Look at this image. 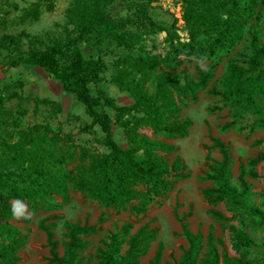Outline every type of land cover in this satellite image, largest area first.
I'll return each mask as SVG.
<instances>
[{
	"label": "rangeland",
	"instance_id": "1",
	"mask_svg": "<svg viewBox=\"0 0 264 264\" xmlns=\"http://www.w3.org/2000/svg\"><path fill=\"white\" fill-rule=\"evenodd\" d=\"M73 1L0 0V96L7 99L0 121V137L15 142L25 134L27 138L46 143L62 170L73 169L82 160L88 166L90 155L108 154L110 150L103 143L104 133L98 124L93 123V118L86 113L76 95L64 91L53 75L40 66L24 62L11 66L9 62L17 54H27L37 48L45 49L65 36L79 35V30L67 24V9ZM107 13L115 25H122L121 32L134 46L120 45V42L111 38L108 31L99 45L82 42L80 46L87 59L101 57L103 61L100 81L91 83L90 90L97 95L100 89L102 96L115 100V106L103 105L101 108L112 116V131L121 145H128L129 127H133L137 121L142 122L138 132L178 147L174 152L161 154L169 162L179 154L186 163L188 176L176 180L170 190L155 197L142 213L133 209L136 201L123 207H105L75 189H71L69 201L59 209L33 211L26 201L12 199L18 213L10 221L26 235L18 252L20 260L17 264H51L46 234L38 228V222L43 218L57 223L55 235L60 240L61 252L65 239V220H81L83 223L97 225L98 232L86 237L89 244L83 256L88 264L96 263L98 248L103 246L111 232L119 231L124 223H130L131 229L123 237V252L127 248V239L140 226L149 224L150 227L157 225L159 228L156 239L150 243L139 264H148L159 242L164 243L162 263L175 260L187 246L179 217L188 213L187 220L191 229L203 233L204 244L212 228L220 241L222 254L241 256L253 264H261L264 251V161L253 167L248 164V160L258 153H264V91L252 98L234 96L224 89L222 78L229 65L247 72L251 71L252 57L262 59L257 52L264 40V9L260 5L255 8L254 15L235 45L222 47L214 54L204 52L199 56H178L180 63L170 72L181 83L185 82L186 75L199 81L200 71L209 68L213 76L205 86L196 88L197 98L189 93L183 102L178 103V119L189 117L192 125L186 136L171 138L155 132L143 122L148 107L138 105L137 109L118 111V107L131 106L135 102L134 93L121 88L120 84L123 85L134 76V60L142 50L164 56L172 42L189 40L183 1L108 0ZM131 21L135 24L131 25ZM4 35H14L16 41L7 42ZM259 80H264V70L259 72ZM244 85V82L239 84L241 88ZM147 86L151 92L154 91L151 83H147ZM174 94L177 96V92ZM233 120L235 124L232 127L223 128L225 123ZM210 134L220 137L230 148L228 175L231 183L239 185V167L242 161L245 162L250 189L235 210H231L228 202L213 205L202 194V188L214 184L209 179L199 178V175L206 174L207 156L221 158L218 148L206 147L212 145ZM138 155L143 158L142 150ZM9 159L0 146V185H7L11 181L9 177L13 174L9 171L15 165ZM252 169L259 173L257 177L251 175ZM139 188L143 189L144 186L140 185ZM50 199L60 201L58 195H50ZM212 207L227 216L241 214L254 244L250 247L237 246L226 222L217 221L210 214ZM237 220L238 217L233 222L237 223Z\"/></svg>",
	"mask_w": 264,
	"mask_h": 264
},
{
	"label": "trees",
	"instance_id": "2",
	"mask_svg": "<svg viewBox=\"0 0 264 264\" xmlns=\"http://www.w3.org/2000/svg\"><path fill=\"white\" fill-rule=\"evenodd\" d=\"M182 1L189 40L172 42L170 50L164 56L142 50L134 60V76L123 85L120 84L121 88L134 93L135 102L131 106L118 107V111L137 109L138 105L148 107L143 122L150 125L155 132L169 138L188 134L192 120L189 117L178 119L180 112L178 103L183 102L189 93L193 98H197L196 88L205 86L213 76L209 68L200 71L199 81L186 75L185 82L181 83L170 72V69L180 63L178 56L193 54L199 56L204 52L214 54L222 47L235 45L254 15L255 8L260 5L264 9V0ZM107 4L108 0H74L67 9V24L79 30V35L65 36L45 49L37 48L27 54H17L9 62L11 66L20 62L40 66L61 83L64 91L75 94L86 113L93 118V123L101 127L104 133L103 143L110 151L103 156L90 155L88 166L82 160L75 168L62 170L46 143L27 138L25 134L20 137L21 140L15 142L0 137V146L10 158L9 161L15 165L14 169L9 171L13 174L9 177L10 183L0 185V264H17L20 260L19 249L26 238V235L10 221V218L16 216L13 214L15 205L11 202L12 199L26 201L33 211L59 209L69 201L71 189H75L96 199L105 207H123L136 201L133 209L137 213H142L155 197L162 196L170 190L176 180L188 176L185 171L186 163L179 154L171 162L161 154L174 152L178 147L138 132L142 122L137 121L133 127H129L128 145H121L112 131V116L101 108L103 105L115 106V100L102 96L103 92L100 89L97 95L90 90L91 83L100 81L103 61L101 57L87 59L80 44L87 42L92 46L99 45L106 38L105 32L108 31L111 38L120 42V45L134 46L125 39L121 32L122 25L113 23L110 14L107 13ZM130 24L135 23L131 21ZM4 40L15 42L16 37L4 35ZM257 53L262 59L258 60L257 57L250 59L251 71L245 72L232 65L228 66V71L222 78V85L228 93L252 98L264 91V82L262 83L264 80L261 82L259 80V72L264 70V40ZM241 82L245 83L242 88L239 86ZM147 83H151L153 92L148 89ZM6 100L4 96H0V121L5 112ZM234 124V120L227 122L223 128L232 127ZM209 138L212 145L206 147L218 148L221 158L207 156L206 174L199 175V178L209 179L214 184L202 188V194L213 205L228 202L231 210H235L250 189L245 162L242 161L239 167V185L231 183L228 175L231 163L230 148L218 136L210 134ZM141 150L143 158L138 155ZM262 161L264 153H258L248 160V164L255 167ZM250 173L254 177L259 175L255 169ZM140 185L144 188L140 189ZM50 195H58L60 201H52ZM209 212L215 220L226 222L230 236L237 246L250 247L254 244L241 214L227 216L213 207ZM189 214L179 217L182 234L187 241V246L180 256L162 263L164 243L159 242L148 264H253L251 260L241 256L222 254L219 248L220 241L212 228L204 244L203 233L191 229L187 220ZM236 217L238 220L234 223ZM63 225L65 239L61 252L60 240L55 235L57 223L48 222V218L38 222V228L46 234L50 263L88 264L83 256L89 244L86 237L97 233L99 228L96 224L83 223L81 220H65ZM130 229L131 224L124 223L119 231L111 232L104 240L103 246L98 248L95 264H139L150 243L156 239L159 228L157 225L150 227L149 224L140 226L127 239V248L123 252V237L129 234ZM261 264H264V251Z\"/></svg>",
	"mask_w": 264,
	"mask_h": 264
},
{
	"label": "clouds",
	"instance_id": "3",
	"mask_svg": "<svg viewBox=\"0 0 264 264\" xmlns=\"http://www.w3.org/2000/svg\"><path fill=\"white\" fill-rule=\"evenodd\" d=\"M18 213V209L14 206L13 207V214H17Z\"/></svg>",
	"mask_w": 264,
	"mask_h": 264
}]
</instances>
